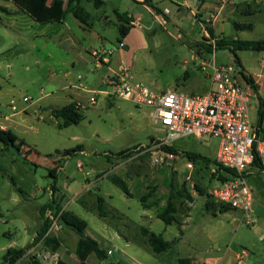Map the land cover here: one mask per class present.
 <instances>
[{
	"label": "rangeland",
	"instance_id": "rangeland-1",
	"mask_svg": "<svg viewBox=\"0 0 264 264\" xmlns=\"http://www.w3.org/2000/svg\"><path fill=\"white\" fill-rule=\"evenodd\" d=\"M206 1L216 6L212 15L201 12L194 17L186 12L180 19L176 5L165 0L159 6L171 10L172 20H168L154 19L133 0H121V11L143 17L141 27L122 38L119 27L106 28L102 23L105 14L115 19L112 4L97 8L92 1L81 3L91 15L93 29L88 30L72 14L65 23L41 24L13 2L0 0V126L10 129L16 146L25 142L17 149L0 141V264H6L9 248L30 247L46 220L52 229L49 236L60 241V248L53 252L52 246L40 242L29 248L17 264H29L30 255L43 264H55L59 257L69 254L73 259L68 261L79 264L75 254L79 235L61 222L64 211H73L88 222L90 229L107 237L113 255L98 260L93 254L88 264L116 260L121 264H179L186 258H212L216 264H264V228L258 231L254 225L242 223V211L222 209L213 195L221 183L219 176L226 175L217 171L213 139L176 138L168 153V146L158 147V138H154H164L165 134L152 110L117 98L107 102L100 96L96 105L83 110L79 124L65 128H59L52 114L40 108L66 105L61 89L74 83L79 75L85 85L87 78L95 75L94 86L88 88L106 89L107 74L122 67L133 82L142 83L154 93L168 88L204 93L210 84L194 54L209 58L214 55L217 62L237 68L238 57L248 74H264V52L237 50L236 57L228 48H217L210 55L205 53L209 45L215 46L207 31L213 28V22L218 38L264 39V0ZM67 30L74 47L63 38ZM101 44L115 52L112 64L97 69L85 49H98ZM68 72L70 76L65 77ZM240 81L245 85L242 76ZM58 96L61 98L56 101ZM13 113L11 119H6ZM75 148H79L77 152L65 155L66 150ZM122 150L128 154L120 156ZM113 155L123 165L120 170H113L108 160ZM170 159L174 162L169 163ZM188 163L193 168H188ZM113 176L126 181L131 196L112 182ZM170 192L180 213L187 212L186 193L195 194L182 228L178 223L167 225L155 215L161 211L159 206L156 211L146 210L140 200L148 194L150 200L165 202ZM99 197L104 199L100 208ZM42 208H46L44 217ZM142 228L161 235L172 243L171 247L155 253ZM117 232L127 236L128 245L125 239L111 241V233Z\"/></svg>",
	"mask_w": 264,
	"mask_h": 264
},
{
	"label": "built area",
	"instance_id": "built-area-1",
	"mask_svg": "<svg viewBox=\"0 0 264 264\" xmlns=\"http://www.w3.org/2000/svg\"><path fill=\"white\" fill-rule=\"evenodd\" d=\"M169 12V9L164 10L165 14ZM114 52L104 46L93 49L90 56L95 68L110 65ZM196 58L210 80V89L206 93L184 94L175 90L154 93L142 83L133 82L127 69L122 67L105 79L106 89L87 91L82 85L74 86L90 95L87 105L78 102L76 107L83 112L90 105H96L100 96H104L130 101L138 108L151 109L165 134L164 138H158V147L170 146L174 139L187 136L219 140L216 163L223 169L235 172L236 176L220 181L213 195L218 203L242 211V223L251 225L250 212L254 199L246 176L256 165L257 157L264 171V137L261 139L264 128L254 126L250 121V94L248 87L240 81L242 70L217 62L214 55L210 59L203 56ZM81 79L78 76V80ZM24 101L29 102V99L24 98ZM12 108L16 109L15 106ZM188 168H193V165L189 163Z\"/></svg>",
	"mask_w": 264,
	"mask_h": 264
},
{
	"label": "trees",
	"instance_id": "trees-1",
	"mask_svg": "<svg viewBox=\"0 0 264 264\" xmlns=\"http://www.w3.org/2000/svg\"><path fill=\"white\" fill-rule=\"evenodd\" d=\"M13 2L20 10L24 13L29 15L35 21L41 24H48L53 22H62L67 19L69 14H72L76 19H78L81 23L89 26L91 15L90 13L81 6V3L85 0H6ZM92 1L97 8L103 6V0H86ZM149 5V0H145ZM119 18L126 22V25L121 24L119 26L120 35L122 38L128 36L131 30L134 28L131 25L130 18L127 17V14H119ZM238 28H243V26L237 25ZM209 36L211 39L215 40V46L209 45L206 48V52L208 54H212L217 48H228L235 56L236 51H259L264 52V39L262 40H228L222 36L219 38L216 37V33L213 28L207 29ZM237 57V56H236ZM238 65L240 64V60L236 58ZM242 76L244 77L245 81L251 84L254 89L256 87L252 83V79L248 78L245 73L242 71ZM1 107V104H0ZM52 116L57 120V126L59 128H65L72 125L79 124L83 118V112L78 110L76 107V103H70L62 108L52 110ZM0 141L3 142L8 147H15L20 149L22 145H25L24 141L19 142V146H16L15 139L13 138L12 132L10 130H4L0 128ZM21 144V145H20ZM79 148H75L74 150H66L65 155H70L73 152L78 151ZM168 153L172 152L171 147H165ZM32 149L29 148V151ZM128 154V151H121L119 153L120 156H124ZM195 157V155H193ZM256 166L261 167L260 160L257 157L255 161ZM216 171V170H215ZM214 171V172H215ZM217 171L221 173H225L226 175H220L219 180L224 182L230 180L236 176L235 172L223 169L222 167L218 166ZM52 176L57 179V173L53 172ZM112 182L116 184L126 195L131 196L129 191V187L125 180L118 176H113ZM53 190H56L55 185H52ZM203 194L202 192H198ZM150 197V195H144L141 198V202L144 204L145 201ZM188 202H192L193 198L189 193H186L184 197ZM103 198H98V205L99 208L103 203ZM221 204V203H219ZM223 206L222 209H231L229 206L221 204ZM146 208H150V206H146ZM46 208H42V216L45 215ZM178 206L174 200V195L171 193L167 206L159 212L158 218L165 222L167 225H173L177 223V214ZM224 212V211H223ZM61 222L63 225L68 226L73 231H75L79 235V241L76 248V261L79 264H88V259L91 255H95L98 260H105L108 258V254L105 250L101 249L100 245L97 241L86 234V229L88 226V222L79 217L73 211H64L60 217ZM50 229V223L48 220L44 222L40 231L37 233L35 239L31 243L30 247L24 249H16V248H9L7 250L5 256L6 264H17L20 260L25 258L28 249L31 247L36 246L38 243L43 242L45 247L50 248L53 247V252H57L60 248V241L57 238L50 237L48 231ZM142 234L146 237L148 244L151 246L155 253H161L168 250L172 243L165 241L161 235H155L153 232L149 231L147 228H142ZM68 258L73 259L72 256L69 254L67 257H59L58 261L55 264H72L68 261ZM29 264H43L37 256L30 255L29 257ZM113 264H121V263H113ZM179 264H190L189 259H180Z\"/></svg>",
	"mask_w": 264,
	"mask_h": 264
},
{
	"label": "crops",
	"instance_id": "crops-1",
	"mask_svg": "<svg viewBox=\"0 0 264 264\" xmlns=\"http://www.w3.org/2000/svg\"><path fill=\"white\" fill-rule=\"evenodd\" d=\"M120 1L121 0H103L104 4L100 8H104L108 4H112L113 12H114V15H115V19L114 20H113L112 17H110L109 15H106V14L102 17V23H103L104 27L108 28L109 26H112V25H115V26L119 27L121 24H126V22L124 20L119 18V14H124V13L127 14L128 18H130L131 25L134 27L133 28L134 30L137 29L138 27H141V23L143 21L142 15L141 14L135 15V14H130L127 11H121V9L119 7ZM133 1L135 3L143 6L147 10L149 15H151L154 19L155 18H157V19L163 18L164 19V17H166L168 20H172V18L171 19L169 18V15L172 14L171 10L168 7H165L164 10L165 9H169V11H170L168 14H165L164 10L161 9L160 6H159L163 2H165V0H149L150 5L145 0H133ZM170 2L173 5H176V7L178 8L177 9V16H179L180 19L183 18L184 14L186 12H189L194 17H198V15L201 12L206 14V15H207V12H209V15H212L214 13L215 7H216V6H213L212 3H210V4L207 3L206 0H203V4H202V0H170ZM219 8H220V10H222L224 7H219ZM66 20H64L62 22L65 23ZM53 23H55V22H53ZM59 23H61V22H59ZM82 25H83L84 28H86L88 30H92L93 29L92 24L87 26V25L82 23ZM212 25H213V29L215 31L214 22H213ZM203 36L205 37L206 34H203ZM63 38H65V40L67 42H72L71 47H74L73 40H72V34H71V32L69 30H67L65 32V34L63 35ZM100 38H101L100 39L101 42L103 43L104 40L102 39V37H100ZM100 46H102V44ZM195 48L198 49V47H195ZM93 49H95V47H89V49H85V50L90 55V53H91V51ZM207 55H210V54L207 53ZM193 57H194L195 60H197L196 54H194ZM203 57H205L206 59H210L209 57H206V56H203ZM78 60L81 63H84L83 57H81V58L79 57ZM112 62H113V59H112ZM112 62H111V64H112ZM263 63H264V57H263ZM240 64L241 65H239V68L245 73L246 76H248V78L252 79V83L256 87V90H255L254 87L251 84H249L248 82L245 81V85L244 86L248 87V92L250 94V104H249L250 121H251V123L254 126H258V127L264 128V96H263V93H264V74L250 75V74H248L247 71H245V69H244V67H243L241 62H240ZM114 71L115 70H111V74ZM111 74H107V77L109 75H111ZM69 76H70L69 72L65 74V77H69ZM79 76H81V75H79ZM205 81H207V83L210 84V80H209V78H208L206 73H205ZM86 84L87 85H85L84 82H83V77H82V79L80 81L78 80V77H77L76 81L74 83H67V85L62 87L61 90H63L65 92V98H67L66 99L67 100L66 101V105H68L70 103H78V102L81 103V104H86V105L88 104V101H89L88 92L76 89L74 86L82 85L84 87V89L87 90V91H92V90L95 91V90H97V89L88 88L89 86H94V84H95V75L92 76V77H88L87 80H86ZM209 89H206V91L204 93H206ZM166 90H173V89H169L168 88ZM166 90H164V91H166ZM174 90L178 91L177 89H174ZM164 91H161V92H164ZM178 92H181V91H178ZM181 93H184V94H203V93H195V90H192L190 93H185V92H181ZM84 95H88V96H84ZM60 98L61 97L58 96V97H56L55 100L58 101ZM104 98H105V100L107 102L111 101V98H107V97H104ZM66 105H63L62 107L66 106ZM62 107L42 106L40 108L42 110L44 108H46L47 112L51 113L52 110L58 109V108H62ZM16 113H13L12 115H8L7 116L8 120L11 119V117H13ZM152 115H153V113H152ZM154 138H159V137H154ZM196 139L201 140V139H199L197 137H196ZM210 139H213L215 141L214 142L215 143V147L213 149L212 155H214L215 161H216V157H217L219 149H220V142H219V140H217L215 138H210ZM210 139L206 138L204 140L209 141ZM207 153L210 154L207 151L204 152V154H207ZM115 155H113V158H108V160L112 162L113 170H117V169L120 170L123 167V165H122V163L118 162V160H116ZM168 161H169V163H173L174 162V160H172V159H170ZM246 179H247L248 184L252 188L253 199H254L252 210L250 212V218L252 220V224L250 226L254 225L255 229H257L258 231H263L262 228H264V171L262 170L261 167H258V166L255 165L248 171ZM188 193L191 195V197L193 198V201H194L195 194L193 192L192 193L188 192ZM170 195H171V192L167 195L165 202H164V200H159L158 198L154 199V200H150V197H149L147 199V201H145L144 204L142 203V206L146 210L154 209L155 211L157 210V207L159 206L161 211H162L167 206V202H168V199H169ZM143 196H141V198ZM193 201L192 202H188L187 200L185 201L184 205H185V208L187 210V212H185V213H180V209H179V206H178V211H177L176 217H177V220H178L177 223H178V225L181 228H182V225H184V219L189 216V212L191 210V204L193 203ZM146 206H150V208H146ZM157 212H155V215L158 218V214H159L160 211L158 213ZM99 215L102 216L101 213H99ZM178 215H179V217H178ZM36 234H37V232L34 234V236ZM86 234L88 236H90L91 238H93L95 241L98 242V244L100 245L101 249H103V250H105L107 252L108 257L113 255V251L110 250V252H111L110 253L109 252V247H107V243H106L107 237H106V235H102V234L97 233L96 231L90 229L89 228V224H88L87 229H86ZM110 237H111V241L113 239H117V240L118 239L119 240L125 239V240H127V245L129 244L127 236L124 235V234H121L119 232L114 233V234L111 233ZM31 239H33V236H32ZM104 246H106V249H105ZM216 247L219 248L218 245ZM186 259H189V258H186ZM189 261H190V264H195V263L216 264L217 263L216 260H213L212 258L206 259L205 261H196V260H193V259H189ZM113 263H120V262H119V260H116V262H112V263L110 262V264H113Z\"/></svg>",
	"mask_w": 264,
	"mask_h": 264
},
{
	"label": "water",
	"instance_id": "water-1",
	"mask_svg": "<svg viewBox=\"0 0 264 264\" xmlns=\"http://www.w3.org/2000/svg\"><path fill=\"white\" fill-rule=\"evenodd\" d=\"M263 137H264V133H261V139H263ZM207 139H209V138H207Z\"/></svg>",
	"mask_w": 264,
	"mask_h": 264
}]
</instances>
